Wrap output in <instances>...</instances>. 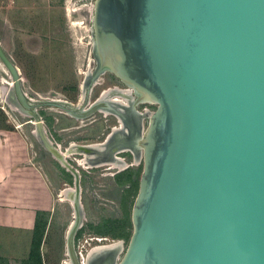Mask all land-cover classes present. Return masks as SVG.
Returning a JSON list of instances; mask_svg holds the SVG:
<instances>
[{
    "label": "water",
    "instance_id": "obj_1",
    "mask_svg": "<svg viewBox=\"0 0 264 264\" xmlns=\"http://www.w3.org/2000/svg\"><path fill=\"white\" fill-rule=\"evenodd\" d=\"M93 20L97 73L109 69L133 86L135 109L157 104L143 132L131 139L118 131L119 148L108 139L81 146L97 158L137 142L143 150L133 232L117 264H264V0H96ZM0 60L11 100L75 174L67 247L73 264H83L75 249L81 176L45 135L35 106L82 117L113 102L98 98L82 111L61 98L35 99L1 39ZM122 248L94 246L86 264H114Z\"/></svg>",
    "mask_w": 264,
    "mask_h": 264
},
{
    "label": "rangeland",
    "instance_id": "obj_2",
    "mask_svg": "<svg viewBox=\"0 0 264 264\" xmlns=\"http://www.w3.org/2000/svg\"><path fill=\"white\" fill-rule=\"evenodd\" d=\"M95 4L96 0H0V39L18 65L24 90L30 97L61 98L84 110L91 108L105 90L109 92L103 99L108 103L115 96L124 98L122 101L137 98L129 84L113 71L106 69L97 73L92 31ZM10 83V74L0 62V123L24 132L32 153L37 150V157L42 159L44 170L51 178V182L44 183L47 194L43 197L49 208L41 214L48 219L41 245L43 262L69 264L66 262L70 258L66 251L67 234L74 220L75 206L70 198L62 199L60 193L66 187L75 186V174L40 139L35 117L11 100ZM114 86L118 89L111 90L114 95L111 96L109 88ZM132 106V103L125 107L122 102H113L110 111L95 109L82 117L64 113L56 106H35L45 135L62 151L69 152L65 158L81 176L82 218L75 232V249L80 261L93 244L100 243L98 237H104V242L122 240L124 250L114 264L122 258L130 238L127 234L115 236L123 223L112 225L109 220L126 218L128 235L133 232L132 209L137 194L131 191L130 179L140 181L141 159L123 170L110 168L108 164L85 168L77 160L101 155L84 152L81 148L84 144L108 139L109 147L118 143L119 148L122 137L118 131L125 130L123 137L143 132L149 122L144 112H152L157 104L139 102L136 109ZM117 151L110 149L108 154H118L133 162L135 156L131 150ZM102 230L110 233L100 234ZM31 241L32 230L21 229L20 233L13 227L5 230L0 234V264H24Z\"/></svg>",
    "mask_w": 264,
    "mask_h": 264
},
{
    "label": "crops",
    "instance_id": "obj_3",
    "mask_svg": "<svg viewBox=\"0 0 264 264\" xmlns=\"http://www.w3.org/2000/svg\"><path fill=\"white\" fill-rule=\"evenodd\" d=\"M36 152L24 132L0 123V234L10 227L32 230L38 211L49 208L43 197L51 178Z\"/></svg>",
    "mask_w": 264,
    "mask_h": 264
},
{
    "label": "bare ground",
    "instance_id": "obj_4",
    "mask_svg": "<svg viewBox=\"0 0 264 264\" xmlns=\"http://www.w3.org/2000/svg\"><path fill=\"white\" fill-rule=\"evenodd\" d=\"M0 62L2 63V61L0 60ZM2 65L4 66V64L2 63ZM4 69L6 70V72L9 74V71H8V69L4 66ZM102 71L100 70L99 71V73H101ZM104 72V71H103ZM87 76H88V74H87ZM96 76H97V74H96ZM95 79H96V77H95ZM101 79V78H100ZM10 85H11V83H10ZM130 86V88L131 89H133L134 91H135V88L133 87V86H131V85H129ZM118 88H117V86H114V87H111V88H109V90H110V92H111V96H114V95H112L113 93H112V91L111 90H117ZM123 90V89H122ZM121 90V91H122ZM129 90V89H128ZM128 90H127V92H128ZM109 91L108 90H105L102 94H101V97L100 98H103L107 93H108ZM116 92V91H115ZM118 92V91H117ZM119 92H120V90H119ZM123 92V91H122ZM135 93V92H134ZM83 94V93H82ZM82 94H81V96H80V99L81 100H83V98H82ZM116 94V93H115ZM118 94H121V93H118ZM124 94V93H123ZM125 95V94H124ZM133 95V94H132ZM108 96H110V95H108ZM135 97V96H134ZM130 98V97H129ZM113 102H117V103H123V105L125 106V107H128V106H130L131 105V103H132V107L134 108V102L135 101H130V100H124V101H122L123 99H121L120 100V97L118 96H115V97H113V99L112 98H110ZM101 100V99H100ZM100 100H96L92 105L93 106H95V105H98L99 104V102H100ZM20 106V105H19ZM58 107V106H57ZM71 108V107H70ZM57 109H59L60 111H62V112H64V113H70V114H72V112L69 110V109H67V108H62V107H58ZM100 109H102V110H105V111H109V110H111L110 108H106L105 106H100ZM99 109V110H100ZM82 111H85L84 109H82ZM116 111V110H115ZM112 112V111H111ZM144 114H145V116L148 118V116L151 114V112H149V111H147L146 110V113L144 112ZM73 115V114H72ZM120 115V114H119ZM121 116V115H120ZM123 118V117H122ZM122 118H120V119H122ZM120 121V120H119ZM121 122V121H120ZM121 124V123H120ZM123 125V124H122ZM116 129L117 128H115V130L114 131H116ZM127 131V130H126ZM128 132V131H127ZM112 135V134H111ZM139 135V134H138ZM138 137V136H137ZM139 138H140V136H139ZM107 143V142H106ZM104 144V141H98V142H91V143H88V144H86V145H90V146H101V145H103ZM74 145V144H73ZM141 147V145H139V142H137V145L135 146V148L133 147L132 148V151H133V153H134V156H135V158H134V160H133V162H129V161H127V159L126 158H124V157H122V156H119L118 154H115V155H112L110 158H107V157H100V158H98V159H88V157H81V158H78L77 160H78V163L79 164H81V165H83L85 168L86 167H91V166H98V165H100V164H108L109 166H110V168H117V169H120V170H123V169H126L127 167H129L130 165H136V164H138L139 162H140V159H141V154L143 155V150L140 148ZM131 147H129V150H131L130 149ZM122 149V148H121ZM123 150V149H122ZM121 150V151H122ZM62 153L64 154V156H68L69 155V152H67V151H62ZM111 155V154H110ZM58 158V157H57ZM74 189H75V186L73 187V186H70V187H66V188H64V189H62L61 190V193H60V195H61V198L62 199H68V198H70L71 199V201H73V197H74V195H71L70 193H73L74 192ZM77 216V212L75 211V216H74V219H75V217ZM73 222H74V220L72 221V223H71V226H72V224H73ZM71 226H70V228H71ZM70 228H69V231H70ZM68 235H69V232H68V234H67V238H68ZM98 239V241L100 242V243H97V244H93L92 246H91V248L92 247H94V246H110V245H116V244H118V243H122L123 241L122 240H112V241H109V242H104V237H98L97 238ZM124 245V244H123ZM91 248H89L87 251H90L91 250ZM123 249V248H122ZM124 250V249H123ZM66 251H67V254H69L70 255V258H68L67 260H66V262L67 263H69V264H73V260H72V256H71V254H70V252H69V248L67 247V249H66ZM122 251V250H121ZM120 251V252H121ZM119 252V253H120ZM88 253L89 252H87V254H84L83 256H82V259H83V261H81L83 264H86V258H87V255H88Z\"/></svg>",
    "mask_w": 264,
    "mask_h": 264
},
{
    "label": "trees",
    "instance_id": "obj_5",
    "mask_svg": "<svg viewBox=\"0 0 264 264\" xmlns=\"http://www.w3.org/2000/svg\"><path fill=\"white\" fill-rule=\"evenodd\" d=\"M130 177H131V175H130ZM130 181H131L130 183H131V187H132L131 191L136 192V194H137L138 193L137 191H138V187H139V182H136V180L132 179V178L130 179ZM42 213H44V212L43 211H38V213H37L35 224H34V227L32 229L31 248H30V251H29L28 255L26 256V258L24 260V264H44L43 257H42V252H41V245H42V242H43V238H44L45 229H46V226H47L48 219L47 218H42V216H41ZM109 221L111 222L112 225H114V224H116L118 222H122L123 223V226L121 228L120 233H118V235H115V236H119V235H122V234H127V236H129V238H130V235L132 233L130 234V232H129V235L127 233V228L125 227L126 224L124 222V221H127L126 218L125 219L121 218V219H117V220L116 219H113V220L111 219ZM99 233L103 234V235H107L108 233H110V231L108 232V231L102 230Z\"/></svg>",
    "mask_w": 264,
    "mask_h": 264
},
{
    "label": "flooded vegetation",
    "instance_id": "obj_6",
    "mask_svg": "<svg viewBox=\"0 0 264 264\" xmlns=\"http://www.w3.org/2000/svg\"><path fill=\"white\" fill-rule=\"evenodd\" d=\"M67 249V248H66Z\"/></svg>",
    "mask_w": 264,
    "mask_h": 264
}]
</instances>
